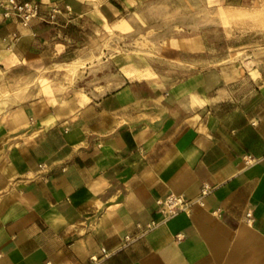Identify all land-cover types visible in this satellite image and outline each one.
Instances as JSON below:
<instances>
[{
    "label": "crops",
    "instance_id": "1",
    "mask_svg": "<svg viewBox=\"0 0 264 264\" xmlns=\"http://www.w3.org/2000/svg\"><path fill=\"white\" fill-rule=\"evenodd\" d=\"M35 1L28 24L0 5V87L90 56L88 39L109 29L181 30L166 33L175 65L161 76L116 55L90 92L0 99V264H264V62L216 58L199 31L205 11L264 0ZM170 194L189 205L164 220Z\"/></svg>",
    "mask_w": 264,
    "mask_h": 264
},
{
    "label": "rangeland",
    "instance_id": "2",
    "mask_svg": "<svg viewBox=\"0 0 264 264\" xmlns=\"http://www.w3.org/2000/svg\"><path fill=\"white\" fill-rule=\"evenodd\" d=\"M202 18L206 21L200 23L202 27H199V31L208 32L213 37L216 58L251 60L253 57L256 61L264 62V3L252 5L243 14L236 16L215 7L203 12ZM176 24L169 27L165 22H135L121 33L111 29L104 31L97 38L88 39L87 50L90 56H80L71 61L55 59L39 69L38 77L32 84L31 81L21 83L8 79V85L0 87V99L9 97L13 90L26 93L31 87L39 91L52 87L60 92H90L94 85L102 87L100 83L105 80L107 73L116 72L110 63L116 55L139 56L137 59L141 64L161 76L166 71L174 70L175 63L165 60L161 48L168 40L166 33L169 35L174 30H181L180 23ZM116 29L123 30L124 27ZM72 62H76L74 69L69 70ZM118 68L120 72L121 62Z\"/></svg>",
    "mask_w": 264,
    "mask_h": 264
},
{
    "label": "built area",
    "instance_id": "3",
    "mask_svg": "<svg viewBox=\"0 0 264 264\" xmlns=\"http://www.w3.org/2000/svg\"><path fill=\"white\" fill-rule=\"evenodd\" d=\"M0 5L4 9V15L10 17L13 14H18L23 18L25 24H28L33 18L40 17L42 12L41 3L30 0H2ZM69 7L67 6V9ZM62 14V8L58 5L49 7V20L55 22L58 15ZM160 211L163 214L164 220L169 219L173 215L183 211L189 205L187 199L182 195L170 194L164 200H158ZM253 217L252 211L247 213L248 221ZM156 224L150 226L152 228Z\"/></svg>",
    "mask_w": 264,
    "mask_h": 264
},
{
    "label": "bare ground",
    "instance_id": "4",
    "mask_svg": "<svg viewBox=\"0 0 264 264\" xmlns=\"http://www.w3.org/2000/svg\"><path fill=\"white\" fill-rule=\"evenodd\" d=\"M125 25V24H124ZM123 25V26H124ZM123 26H118V27H120V29H123ZM128 27V26H127ZM80 71V70H79ZM79 73V72H78ZM4 102V101H3ZM2 105V104H1ZM4 105V104H3ZM5 106V105H4Z\"/></svg>",
    "mask_w": 264,
    "mask_h": 264
}]
</instances>
